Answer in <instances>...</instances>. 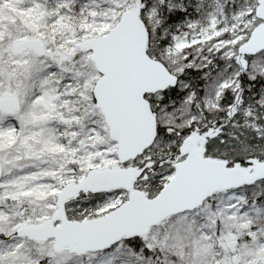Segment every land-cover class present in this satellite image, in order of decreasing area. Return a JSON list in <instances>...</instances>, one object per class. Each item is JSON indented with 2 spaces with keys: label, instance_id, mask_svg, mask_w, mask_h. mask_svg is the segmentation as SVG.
I'll return each mask as SVG.
<instances>
[{
  "label": "snow or ice",
  "instance_id": "6c2138e0",
  "mask_svg": "<svg viewBox=\"0 0 264 264\" xmlns=\"http://www.w3.org/2000/svg\"><path fill=\"white\" fill-rule=\"evenodd\" d=\"M0 264H264V0H0Z\"/></svg>",
  "mask_w": 264,
  "mask_h": 264
}]
</instances>
